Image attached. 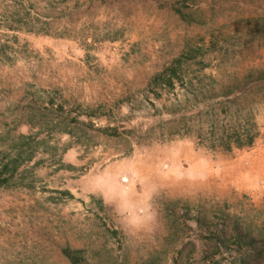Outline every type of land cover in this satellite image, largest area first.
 <instances>
[{
    "label": "rangeland",
    "instance_id": "rangeland-1",
    "mask_svg": "<svg viewBox=\"0 0 264 264\" xmlns=\"http://www.w3.org/2000/svg\"><path fill=\"white\" fill-rule=\"evenodd\" d=\"M235 226L264 234V0H0V264H236Z\"/></svg>",
    "mask_w": 264,
    "mask_h": 264
},
{
    "label": "trees",
    "instance_id": "trees-1",
    "mask_svg": "<svg viewBox=\"0 0 264 264\" xmlns=\"http://www.w3.org/2000/svg\"><path fill=\"white\" fill-rule=\"evenodd\" d=\"M253 137L254 133L252 131L243 129L241 131L221 134L217 138L221 144L220 148L229 151L232 147L250 145ZM225 236L226 234L221 225V227L212 234V238L216 240V243H212L215 248L213 252H222L220 250V244L222 245L224 241H226ZM231 236L233 244H236V249L233 253V262H236V264H264V234L255 235L250 233L247 229L243 231L235 226Z\"/></svg>",
    "mask_w": 264,
    "mask_h": 264
},
{
    "label": "crops",
    "instance_id": "crops-1",
    "mask_svg": "<svg viewBox=\"0 0 264 264\" xmlns=\"http://www.w3.org/2000/svg\"><path fill=\"white\" fill-rule=\"evenodd\" d=\"M253 158L254 157H252V160H253ZM250 161L251 163H250V165L249 166H247V167H245V168H243V170H242V172H241V175H242V178L243 179H247L248 178V176H250V175H252V173L256 170V167L254 166V165H256L255 163H252L253 161ZM232 164V163H231ZM238 163H233V165H237ZM239 165H241V164H239ZM244 183H245V180H244ZM248 183V182H247ZM246 184V183H245Z\"/></svg>",
    "mask_w": 264,
    "mask_h": 264
}]
</instances>
